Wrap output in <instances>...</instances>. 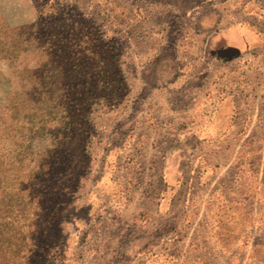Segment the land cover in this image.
<instances>
[{
    "label": "rangeland",
    "instance_id": "1",
    "mask_svg": "<svg viewBox=\"0 0 264 264\" xmlns=\"http://www.w3.org/2000/svg\"><path fill=\"white\" fill-rule=\"evenodd\" d=\"M244 22L261 39L237 56L224 32ZM34 24L37 41L28 38ZM63 24L76 30L73 46L83 29L116 49L112 69L121 71L124 97L94 105L86 163L46 159L53 172L46 177L44 165L41 186L64 211L35 242L34 264H45L46 254L49 264H158L180 249V264H188L178 242L191 240L194 226L201 227V264H264V0H0V230L11 216L5 211L17 209L26 214L21 231L28 230L25 189L34 190L51 128L44 123L50 101L40 95L47 34ZM73 146L64 157L75 155ZM57 173L68 177L57 181ZM166 182L167 210L158 201ZM22 188L25 206L2 199ZM186 192L196 214L208 212L197 225V217L183 224L168 217L171 208L180 212L178 195ZM216 206L220 213L210 218ZM179 226L182 238L160 233Z\"/></svg>",
    "mask_w": 264,
    "mask_h": 264
},
{
    "label": "trees",
    "instance_id": "2",
    "mask_svg": "<svg viewBox=\"0 0 264 264\" xmlns=\"http://www.w3.org/2000/svg\"><path fill=\"white\" fill-rule=\"evenodd\" d=\"M30 29H32V34H29L28 38L31 37L37 41L39 36L38 25L34 24ZM52 29L54 27L46 29L45 34ZM55 30L57 32L55 35L47 34L48 37H51L49 38L51 44L47 49L46 56L48 59L44 66H49V70L46 71L48 74L47 82L40 89V95L44 96V100L47 98L50 101L49 103L45 101L48 104L45 108L48 118L44 121L51 127L48 131L50 134L49 146L45 153V160H38L41 168H38L39 171L35 173L32 179L36 182V184H32L34 190L25 189V191H29L27 194L28 202L25 203L30 210L27 223L28 230L21 231L22 226H19L23 217L26 221V214H23L24 209H17L15 214L5 211L11 216L4 218V221L8 220L5 222L6 226L0 230L1 264L35 263L34 259L38 253V245L35 242L38 237L46 236L49 226L56 217L62 219L64 211L60 206L62 202L60 200L56 202V197L46 193L44 186H41L40 174L44 165L46 177H52L53 172L50 168V162H46V159L54 161L52 164L58 166L63 160L65 162L77 161V164L86 163V160L88 161L86 147L93 131L90 115L94 105H98L99 101H104L113 106V103L118 104L120 99L124 97L122 94L124 88H120L123 86L124 78L119 69L117 72L112 69V65L117 61L114 47L109 44L102 46L100 43L101 36L99 38L88 37L83 29L77 34L78 36L82 34L81 39L73 46L71 42L74 41L72 37L76 30L72 28L71 24H63L59 28L56 27ZM55 49L59 52L56 56V53L53 52ZM117 76L119 79H114ZM40 129L45 131V125H42ZM2 136L3 129H0V143L3 139ZM70 145H75L74 148L77 147L74 150L75 155L71 158L72 160L69 159L70 156L69 158L63 156ZM0 163L3 165L1 160ZM60 177L67 178L68 176L57 173V181L60 180ZM80 178L81 176H79ZM40 188L41 191L38 192ZM59 191H56L58 197L61 196V191ZM23 193L24 189L22 188L19 191L5 193L2 199L9 197L10 200L13 199L14 202L22 206L21 195ZM46 204L49 207L52 206L50 211L45 210ZM42 225L45 227L43 228ZM42 256L45 264H49L48 255Z\"/></svg>",
    "mask_w": 264,
    "mask_h": 264
},
{
    "label": "crops",
    "instance_id": "3",
    "mask_svg": "<svg viewBox=\"0 0 264 264\" xmlns=\"http://www.w3.org/2000/svg\"><path fill=\"white\" fill-rule=\"evenodd\" d=\"M260 34L256 33L255 30H253L252 26L247 25V23H242L240 24V26L238 27H231L225 30L224 32V36H225V41H226V46L227 48H233V52L235 55L237 56H241L242 54L246 53V52H250L249 50L252 49V47H255L259 41H260ZM225 120L222 119V124ZM219 127V126H218ZM224 129L220 128V130L218 129V136L222 135ZM167 183V182H166ZM182 184L181 179H179L178 181V185ZM213 184V182H212ZM169 183H167L166 185H164V188L162 189V192L159 195V205L161 207H163V209L167 210L166 205L167 203L171 205V199L169 200ZM219 187V182H216V189ZM218 190V189H217ZM215 191V190H214ZM212 190V192H214ZM211 192V193H212ZM189 192H186L185 195L180 194L178 195L179 197H182V209L180 210V212H175L174 214V209H172V211L170 212L168 217H171L172 219L178 217V218H182V224L185 221V218H189V217H194L196 218V222L194 223V225H197V222L199 221V217L201 218L202 216L207 215V211L204 210L203 208L198 209V214H196V210L195 209H191L189 207V200L191 195L188 194ZM216 193L215 195H217L218 192H214ZM212 193V194H214ZM205 197H203V204L205 206L208 207V205L210 204V199H209V194H204ZM194 201V200H193ZM218 207L216 206L215 209L211 210L210 212V218H214V216H216V213H220L217 209ZM164 210V211H165ZM218 215V214H217ZM174 219L172 221H174ZM170 224V222H169ZM207 225V223H206ZM196 226H194V236H192L191 240L186 239L185 241H181L178 242V245H181L180 247L184 248V249H188V255H186V259H188V264H201L202 262V252L200 251L202 249V244L201 239L199 238V236L197 237V235L199 234V230H201L200 226H198L197 228H195ZM207 229H209L207 226H205ZM173 229L170 230H166L165 232H160L163 233L162 235L168 236L171 233H166L168 231L170 232H175L171 235H176V239L178 237L182 238L183 234H185L182 230V227L179 226L176 231ZM184 229V228H183ZM215 231V228H213ZM212 229H210L209 232V236L211 237L212 235ZM213 231V232H214ZM207 232V231H206ZM180 233V236H178V234ZM189 234H187L188 236ZM162 237V238H164ZM166 238H164L165 240ZM170 240V236L168 238ZM167 239V241H168ZM212 242L215 246V248H223L222 244L219 243V241L217 239H212L210 244L212 245ZM206 245H208V243H206ZM213 247V246H212ZM184 252V251H183ZM190 257V258H189ZM170 259V262H168V260ZM185 259V256L182 253V249H180L179 251L176 252H170L169 253V257L166 255L165 257H163V261L159 262L158 264H180L181 261ZM160 260V259H159Z\"/></svg>",
    "mask_w": 264,
    "mask_h": 264
}]
</instances>
